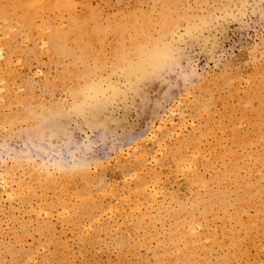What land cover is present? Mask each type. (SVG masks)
I'll use <instances>...</instances> for the list:
<instances>
[{
    "label": "rangeland",
    "instance_id": "rangeland-1",
    "mask_svg": "<svg viewBox=\"0 0 264 264\" xmlns=\"http://www.w3.org/2000/svg\"><path fill=\"white\" fill-rule=\"evenodd\" d=\"M0 264H264V0H0Z\"/></svg>",
    "mask_w": 264,
    "mask_h": 264
}]
</instances>
